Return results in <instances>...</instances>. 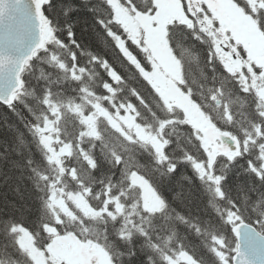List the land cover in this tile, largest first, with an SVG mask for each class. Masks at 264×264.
Instances as JSON below:
<instances>
[{
	"label": "trees",
	"instance_id": "trees-1",
	"mask_svg": "<svg viewBox=\"0 0 264 264\" xmlns=\"http://www.w3.org/2000/svg\"><path fill=\"white\" fill-rule=\"evenodd\" d=\"M44 13L46 46L25 65L14 103H0V264H32L14 226L27 229L41 250L54 236L47 227L96 242L112 264H223L213 247L221 240L232 253L235 215L264 233V173L257 172L256 150L215 159L211 172L220 178L219 195L192 165L191 160L209 164L192 126L143 75L146 55L128 40L106 1L49 0ZM255 17L264 35V10ZM167 37L181 64L183 87L198 104L215 107L210 96L218 93L231 114L229 122L217 115L224 129L240 139L256 137L259 127L264 132V103L223 69L206 40L181 23L170 24ZM95 105L120 125L131 107L136 124L165 142L164 157L147 140L122 135L107 117H98L90 132L83 115ZM48 120L56 121L60 138L55 151L69 149L57 160L39 139ZM133 176L155 190L163 201L159 209L143 207ZM52 181L84 195L96 211L107 204V211L91 216L73 209L57 222L47 205Z\"/></svg>",
	"mask_w": 264,
	"mask_h": 264
},
{
	"label": "rangeland",
	"instance_id": "rangeland-1",
	"mask_svg": "<svg viewBox=\"0 0 264 264\" xmlns=\"http://www.w3.org/2000/svg\"><path fill=\"white\" fill-rule=\"evenodd\" d=\"M203 1L207 4L206 0H191V4L194 7L190 8V13H195ZM249 1H252L249 9L256 10L253 2L264 8V0H248V5ZM111 4L115 8L117 20L127 31L130 38L136 42L139 38L146 45L145 48L151 53L153 59L152 70L146 72L147 77L154 83L169 106L176 105L180 100V98H177V92L175 91L177 82L180 80V71L178 62L169 48L165 33L169 22H181L185 19L183 17L186 16V11H178L176 4L169 6L165 0H155L156 7L154 12L146 14H132L127 9L118 8L115 1ZM211 11L213 14L210 17L211 21H209L210 27L209 29L203 28V30L210 41L212 56L221 62L231 74L236 75L246 89H249V84L253 83L254 91L264 101V38L260 32L257 35L255 26L250 27V25H253V22L250 20V14L242 9H237L234 3L223 5L222 9L219 10V17L216 15V9H212ZM213 17L216 21L213 20ZM45 32L47 35V28H45ZM249 38L251 40H248ZM244 43L245 45L240 47ZM119 44H121L120 41ZM240 49L246 52L245 56L240 57ZM185 105L183 103V106ZM187 112L190 113L191 110ZM100 114L106 115L103 110L97 107L92 114L84 118L90 131L94 130L95 119ZM187 117L202 140L203 147L206 148L209 144V136L212 135V131L207 128V125L202 126L201 122L197 121L191 114H188ZM110 121L119 127L113 120ZM46 124L45 130H42V132H49L47 140L53 142L56 139L52 137L51 133L53 121L50 120ZM127 124L133 127L140 137L148 138L157 149L161 148L162 142L158 137H149L147 133L145 134L129 119ZM237 141L235 151L231 152L227 150L223 152L228 158H232L234 155L247 149V142L241 143L239 140ZM259 148L257 157L260 169H258V173L261 174L264 172V142ZM67 152L68 148L64 146L57 152H54V157L57 159L60 155ZM194 167L200 172L201 176L208 178L213 184L218 183V179L212 176V172L208 171L206 165L195 163ZM143 188L145 206L153 210L158 209L161 206L158 196L152 193L146 185ZM61 193L62 189L60 187L54 183L50 185V202L52 207H55L56 218L59 221H63V218L71 216L73 209L79 210L84 215L91 216H95L100 212L88 207L84 196L79 195L78 192L69 197L70 201L63 199ZM13 231L16 233L19 246L35 264H63V260L65 264H84L85 261L86 264H91L90 260H100L101 264H112L110 256L99 245L92 243L82 245V250L88 252V256L85 258L77 250L76 244L70 236H54L47 249L38 250L34 246L33 238L27 230L23 227H15ZM68 245H71V250L67 249ZM215 249L217 250L219 259L223 263H226L228 253L223 250L222 243L218 242Z\"/></svg>",
	"mask_w": 264,
	"mask_h": 264
},
{
	"label": "water",
	"instance_id": "water-1",
	"mask_svg": "<svg viewBox=\"0 0 264 264\" xmlns=\"http://www.w3.org/2000/svg\"><path fill=\"white\" fill-rule=\"evenodd\" d=\"M44 0H0V103L11 105L21 89L24 64L44 45ZM222 137V136H220ZM232 264H264V235L245 221L234 226Z\"/></svg>",
	"mask_w": 264,
	"mask_h": 264
},
{
	"label": "flooded vegetation",
	"instance_id": "flooded-vegetation-1",
	"mask_svg": "<svg viewBox=\"0 0 264 264\" xmlns=\"http://www.w3.org/2000/svg\"><path fill=\"white\" fill-rule=\"evenodd\" d=\"M175 1H177V0H167V2H170V3L175 2ZM69 248H70V246H69ZM82 253H83V252H82ZM83 256H84L85 258H87V255H86L85 253H83Z\"/></svg>",
	"mask_w": 264,
	"mask_h": 264
}]
</instances>
